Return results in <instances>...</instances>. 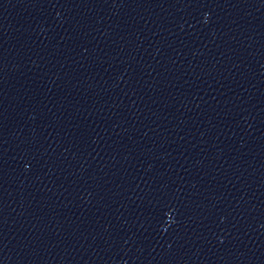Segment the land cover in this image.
<instances>
[{"label":"water","instance_id":"1","mask_svg":"<svg viewBox=\"0 0 264 264\" xmlns=\"http://www.w3.org/2000/svg\"><path fill=\"white\" fill-rule=\"evenodd\" d=\"M0 264H264V0H0Z\"/></svg>","mask_w":264,"mask_h":264}]
</instances>
